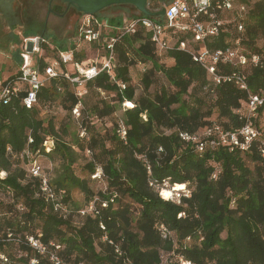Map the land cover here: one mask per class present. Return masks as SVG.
Here are the masks:
<instances>
[{
  "label": "trees",
  "instance_id": "1",
  "mask_svg": "<svg viewBox=\"0 0 264 264\" xmlns=\"http://www.w3.org/2000/svg\"><path fill=\"white\" fill-rule=\"evenodd\" d=\"M24 2L0 0V9L8 8L6 14L0 11V17L15 19L19 3ZM163 4L149 6L148 2V8L157 11ZM126 5L130 4L113 6ZM70 8L82 14L73 5H50L58 15ZM138 15L142 14L133 12L129 18ZM152 18L163 21L162 16ZM105 19L112 26L120 21ZM13 22L9 39L0 38L2 49L20 40L13 31L19 23ZM242 22L241 31L234 21L226 22L203 42L193 41L188 31L167 29L170 48L162 51L142 26L120 37L115 29L102 26L98 40L82 38L78 44L41 42L34 60L42 74L59 51L71 50L72 60L87 67L94 62L85 58L87 45L101 49L99 64L107 52L106 39L115 37L108 69L80 85L63 75L46 79L31 108L22 104L24 93L0 104V172L5 173L0 189L11 195L7 203L0 200V264H264V159L256 148L258 141L248 150L206 143L198 151L195 143L180 136L185 132L206 141L203 130L212 124L224 131L244 124L240 115L247 94L232 82L215 83L190 53L178 48L185 42L195 50L224 49L234 47L239 39L247 55H264V0L248 2ZM23 34L35 33L23 29ZM12 52L19 63L17 51ZM161 52L169 64L161 60ZM137 64L145 66L138 93L130 73ZM232 69L228 64L217 66L218 73ZM56 70L77 74L72 62L61 63ZM243 72L249 91L264 94L263 71L248 64ZM57 99L69 113L82 105L75 128L68 121L56 127L53 117L40 116L42 106ZM118 109L122 116L110 128L102 132L94 125L93 118L101 121ZM214 113L217 122L209 119ZM262 114L264 103L253 121L264 138L259 124ZM120 125L125 138L118 132ZM46 140L53 142L49 151L44 149ZM25 151L38 155L43 174L40 155L59 161L55 175L47 176L52 197L42 192L40 178L28 172ZM79 160H83L84 176L74 172ZM96 168L106 187L94 191L89 183ZM164 183L170 188L184 184L177 201L159 194ZM73 189L83 193L81 203L73 199ZM90 204L92 210L81 214ZM160 226L166 228L165 235ZM30 238L41 248L33 246ZM162 253H169L170 259L162 262Z\"/></svg>",
  "mask_w": 264,
  "mask_h": 264
},
{
  "label": "built area",
  "instance_id": "2",
  "mask_svg": "<svg viewBox=\"0 0 264 264\" xmlns=\"http://www.w3.org/2000/svg\"><path fill=\"white\" fill-rule=\"evenodd\" d=\"M253 0H169L165 2V12L162 15L163 21H158L150 16L138 15L134 18L126 19L122 25L115 26L116 37L129 32H134L138 26H142L150 32L151 40L156 45L157 49L162 51L169 49L170 46L165 38L166 30L173 31H188L191 33L192 40L203 42L207 36L215 35L219 31V27L226 23L221 17L224 12L233 13L232 19L227 22H235L238 31L243 29L242 19L248 8V2ZM106 26L105 21L97 20L90 14H81L78 21L77 33L74 42L78 44L83 38L87 41L99 39V29ZM115 37L106 39V54L101 58L100 63L94 61L87 67L81 63L72 60V51H59L58 56L52 59L41 74L35 64V56L40 53L41 42H48L41 36H22L20 38L19 50H16L19 55V63L17 71L13 76L3 77L0 70V104H7L11 99L17 97L21 93L22 104L25 108H31L36 101V92L44 81L50 77L63 75L69 82L82 84L87 79L97 75L101 70L108 69L113 60L112 43ZM234 47H226L224 49L210 50L202 47L200 50H195L188 47L185 42H180L178 48L190 53L193 60L202 65L208 75L215 83L232 82L238 89L247 94L245 100V111L240 115L244 119V124L234 131H224L217 124H212L203 130V135L207 138L206 141H200L198 137L189 135L188 133H180V136L185 141L195 143V148L198 151L203 150L204 145L208 143L211 147L216 145H227L237 147L240 150H248L254 141L257 142V150L260 156L264 159V138L261 131L254 125L253 121L257 116L259 107L264 103V94H253L249 91L248 80L243 72L245 66L253 65L263 71L264 74V55L250 54L247 55L239 46V39L234 40ZM30 44V47L28 46ZM16 48V46L13 47ZM15 51V50H14ZM72 62L77 74L70 75L66 72L56 70L61 63ZM231 65L233 69L227 73H218V65ZM80 93V92H78ZM126 105V103H125ZM76 116L79 115L78 105L72 110ZM240 113V112H239ZM118 132L122 138H125V129L120 125ZM85 129L81 128L79 135L83 136ZM31 141V139H28ZM53 142L46 140L43 142L45 151H49ZM7 150L10 149L7 147ZM27 155L26 167L28 172L39 177L41 181L40 188L46 196L52 197L51 190L48 186V177L41 172V166L38 160V155ZM149 169V166H147ZM218 170L212 174L216 177ZM4 172H0V177L4 176ZM100 168H96L94 176H101ZM234 201L231 200V205ZM92 210V205L81 211V214ZM163 235L167 233L166 228L160 226ZM30 243L37 248L40 245L33 239H29Z\"/></svg>",
  "mask_w": 264,
  "mask_h": 264
},
{
  "label": "rangeland",
  "instance_id": "3",
  "mask_svg": "<svg viewBox=\"0 0 264 264\" xmlns=\"http://www.w3.org/2000/svg\"><path fill=\"white\" fill-rule=\"evenodd\" d=\"M169 0H166L167 2ZM149 6H154L156 4H159V6H162L161 1L158 0H149ZM59 4L62 7L65 5L64 2L61 0H25L24 3H19L16 11H15V19H12L11 16L8 17L7 20H5L3 17H0V38H3L4 41L6 39H9L10 34V25L13 21H17L19 25L14 26L13 31L19 35V38L22 36H41L44 37L49 44L54 45L53 40H56L58 43L62 45H67L70 41H73L76 36L77 32V24L80 19V16L78 13L74 12L71 8L68 9L65 14L58 15L53 13L50 10V5ZM6 11H5V10ZM3 5L0 9L2 13H7L8 8H4ZM137 13V10L134 11L131 5L126 6H109L105 9H102L97 16V20L102 19V21H105L106 27L111 28V30L115 29L116 25H109L105 18L107 17H115L118 18L119 24L122 25L123 22L126 19H129L131 13ZM3 15V14H2ZM221 17L224 21H230L233 17V13L224 12L221 14ZM14 23V22H13ZM23 29L30 30L34 32L33 35H24ZM43 33V35H42ZM176 37H173L170 39V42L173 43L175 41ZM1 42V41H0ZM2 43V42H1ZM259 45L261 44V41H258ZM20 40L19 42L13 44L11 43L7 49H2V45L0 46V70L1 75L7 76V74L15 72L18 66V56L13 55L12 50L13 47L14 50H19ZM13 50V51H14ZM85 58L93 59L96 61L99 59V55L102 53L101 49L96 46L87 45L85 46ZM12 52V53H11ZM164 53L161 52V60L164 61L166 64H169V59L165 58ZM145 66L142 64L134 65L130 68L131 73V81L136 87V92L138 93L141 90V84H140V75L143 71ZM68 68H70L68 66ZM158 78L161 83H163L164 79L159 75ZM150 91L154 90V86H151L149 88ZM102 95V94H101ZM106 96L107 98H110L113 96V93H103L102 96ZM88 101V99H87ZM82 105L78 104V110L80 111ZM40 116L44 118V120L48 119L49 117H53L56 127H58L63 122L68 121L70 124H72V128H75L76 120L75 118L78 117L76 114H74L72 111L69 113L67 110H65L61 104H59V99L47 103L42 106L40 111ZM122 116V109H118L115 114L112 116H109L107 118H104L103 120L99 121L93 118L94 125L99 128L102 132L106 128H110L112 126V123L115 122L116 119L121 118ZM211 121L217 122L216 119V113L211 115L209 118ZM73 124L75 125L73 127ZM259 124L261 126V129L264 134V114L260 115L259 117ZM67 139H69V136H66ZM41 164L43 166V170L45 174L49 176H54L56 171V167L59 164L58 160H52L44 155H40L39 157ZM83 160H79L74 165V172L78 176H84L85 172L81 169ZM90 186L94 191H97L99 189H105L106 182L102 179V176H90ZM166 185V186H165ZM167 183H164V186L162 188L168 189L172 192V196L168 199L177 201L179 198L180 190H173L172 188L167 186ZM185 191V190H183ZM159 194L161 195L160 191ZM73 199L77 201L78 203H81L83 201V193L80 192L78 189H73L71 193ZM162 196V195H161ZM163 197V196H162ZM164 198V197H163ZM166 199V198H165ZM0 200L3 203H7L11 201V195L8 191L0 189ZM88 207V206H87ZM86 207V208H87ZM85 208V209H86ZM170 259L169 253H162V262H166Z\"/></svg>",
  "mask_w": 264,
  "mask_h": 264
},
{
  "label": "water",
  "instance_id": "4",
  "mask_svg": "<svg viewBox=\"0 0 264 264\" xmlns=\"http://www.w3.org/2000/svg\"><path fill=\"white\" fill-rule=\"evenodd\" d=\"M148 1L149 0H63L67 5H73L76 10L82 14L92 15L112 5L130 4L136 8L138 13L144 16L154 17L164 15V6L157 11H152L148 8ZM159 1L165 3L166 0Z\"/></svg>",
  "mask_w": 264,
  "mask_h": 264
},
{
  "label": "bare ground",
  "instance_id": "5",
  "mask_svg": "<svg viewBox=\"0 0 264 264\" xmlns=\"http://www.w3.org/2000/svg\"><path fill=\"white\" fill-rule=\"evenodd\" d=\"M28 46L30 47V44H28ZM184 188H185L184 184H174L173 185V190H182ZM160 193L166 199H168V198H170L172 196V192L170 190H168V189L162 188ZM165 194H167V195H165Z\"/></svg>",
  "mask_w": 264,
  "mask_h": 264
},
{
  "label": "crops",
  "instance_id": "6",
  "mask_svg": "<svg viewBox=\"0 0 264 264\" xmlns=\"http://www.w3.org/2000/svg\"><path fill=\"white\" fill-rule=\"evenodd\" d=\"M16 71H17V69H16ZM16 71H15V72H16ZM15 72L9 73V74H7V76H10V75L14 74ZM2 76H3V75H2ZM7 76H3V77H7Z\"/></svg>",
  "mask_w": 264,
  "mask_h": 264
},
{
  "label": "flooded vegetation",
  "instance_id": "7",
  "mask_svg": "<svg viewBox=\"0 0 264 264\" xmlns=\"http://www.w3.org/2000/svg\"><path fill=\"white\" fill-rule=\"evenodd\" d=\"M66 5V4H65ZM79 16H81V15H79Z\"/></svg>",
  "mask_w": 264,
  "mask_h": 264
},
{
  "label": "snow or ice",
  "instance_id": "8",
  "mask_svg": "<svg viewBox=\"0 0 264 264\" xmlns=\"http://www.w3.org/2000/svg\"><path fill=\"white\" fill-rule=\"evenodd\" d=\"M165 195H167V194H165Z\"/></svg>",
  "mask_w": 264,
  "mask_h": 264
}]
</instances>
